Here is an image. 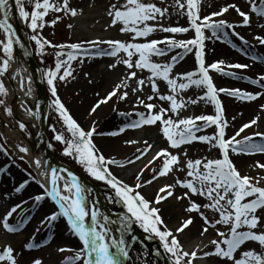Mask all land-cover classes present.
Here are the masks:
<instances>
[{
  "label": "snow or ice",
  "instance_id": "obj_1",
  "mask_svg": "<svg viewBox=\"0 0 264 264\" xmlns=\"http://www.w3.org/2000/svg\"><path fill=\"white\" fill-rule=\"evenodd\" d=\"M32 7L26 10L23 0H15V7L19 12V16L27 22V26L33 30L31 40L35 41L36 51L42 53L45 46H51L60 51L56 52L58 57L55 62V67L46 70L43 75L47 79L49 90L54 99L51 100V107L54 108L63 122L64 131H57L53 127L55 133L54 139L64 144L63 153L81 164L84 169L95 179L104 181L110 185L119 197L124 206L127 208L131 217H125L122 224L132 218L136 223H139L145 231L154 233L159 237L162 247L169 254L172 264H195L198 258V251L202 252L204 257L216 256L226 261V264H264V251H256L249 248L240 251L247 242H256L261 249H264V185L261 180L264 177H251L247 174H241L236 164L231 158V153H264V144H256L253 142V136L264 137V132H255L251 135L241 136V133L252 125L257 123L256 119H252L244 124L232 135L226 136L228 121L223 119L224 108L219 100L218 93H227L230 96L237 97L241 100H255L261 95L260 92L243 91L241 89H217L213 83L212 77L209 75V70L213 69L217 72L224 73L225 69L222 65L225 61L219 60L210 64L205 62V40L211 37H206L205 30H211L216 39L221 37L217 33L227 35L226 28L232 29L236 36H239L241 41L248 43L243 36L235 32V25L229 23L225 19H217L222 17L229 9H234L241 17L242 25H250L251 18L247 11L242 10L236 3L225 4L218 11H212L207 15H201L202 0H175V6L183 14L186 11L189 21L188 27L183 26H164L158 23H149L156 21L159 17L163 19L169 13L168 8L159 7L155 2H144V0H124L123 4H110L107 9V15L110 18L112 26L121 25L119 31L122 33L130 32L133 34V39L122 41L119 39H109L107 41H80L68 44H53L52 41L42 36L37 30L43 29L46 24L55 25L61 21L63 16L76 17L78 8L71 4V0H30ZM249 7L252 12L258 16L264 17V0H251ZM51 12L59 13L54 19L48 20L47 17ZM0 13L4 19H0V30H3L5 39L0 40V49L3 55L0 56V77H3L10 67L13 60V45L20 43V38L16 36L12 24L8 22L10 15L9 0H0ZM72 27L71 24L68 25ZM189 29L194 30V37L191 39H176L174 36H165L162 40L149 39L150 34L157 31L168 33H187ZM137 38H142L137 40ZM255 39L264 45V36H256ZM99 43L108 45V49L98 48ZM163 44L164 47L159 45ZM90 45L97 50L92 53L87 52V46ZM67 48L69 51L66 54V59L61 58L63 50ZM176 48H181L185 52H193L195 54L196 63L198 65L195 71H187L183 73H174V65L183 57L180 54L171 57L170 63H157L152 60V56H162L166 52ZM125 53L124 58L117 59V63H122L126 66L125 76L105 95L99 97L91 106L90 114L95 113L100 106L110 102L113 98L119 101H124L129 96L130 89L133 94L137 91H143L144 85H150L153 95H148L146 98L136 96V101L139 105H143L145 112L138 113V119L131 123L125 124L117 131L108 133V135L116 136L123 133L126 128H140L142 126H159V131L166 139L169 147L159 148L152 158L140 169L136 175V183L129 185L122 179H119L110 169V165L131 164L134 161H139L145 154L149 153L153 148L151 143L144 141V147L137 149L139 155L134 156L133 160H117L112 157H106L94 143L93 137L97 132L96 122L93 121V126L85 129L72 116L69 109L62 102L57 94L55 84L58 78L61 81L66 80L72 75L71 61L77 56L83 55H108L117 57L119 53ZM260 59V57H253ZM108 67L114 68L113 64ZM234 68H247L246 64L228 65ZM143 72L148 70L150 75L147 77L140 76L138 71ZM62 72V74H61ZM234 75L232 72L225 73ZM85 75H88L85 73ZM247 79V78H246ZM31 78L29 77V81ZM158 80L166 82L170 92L161 94ZM130 81H135L136 87H131ZM253 84L264 82V74H261L259 81L252 80ZM190 85L203 86L206 91L201 99H206L215 105L214 115H196L180 117L179 111L185 108L186 102L179 97V92L189 88ZM21 87H24V82L21 80ZM8 88L0 79V96L7 97ZM25 95H31L29 87ZM159 96L161 101H166L169 107L165 108L152 103L154 96ZM195 103V101H192ZM0 105H4V111L11 115L12 109L6 105L5 99H0ZM264 109V105H261ZM29 114L31 109H27ZM167 113L176 114V118ZM127 115V113H121ZM203 122L202 125L196 122ZM209 125H215L216 132L213 135H197L196 133L201 127L207 128ZM20 129H25L26 125L19 122ZM65 132L70 134L66 136ZM239 137V138H238ZM194 141L206 142L212 147L219 150V157L197 159L186 158L181 161L180 150L181 146L191 144ZM127 144H134L136 141L127 140ZM51 146V145H50ZM3 146L0 145V148ZM20 152L27 153L28 148L17 145ZM173 149L176 151H170ZM187 157V152L183 153ZM24 157H21L23 159ZM157 159L162 163L158 170L153 168V175L149 180H143V172L152 165ZM36 166L40 167L41 161H35ZM47 163V162H45ZM252 167L264 170V163L256 161ZM2 171V169H0ZM64 171H67L66 169ZM175 171H183L184 178L177 177L174 183H165L158 188L155 193L154 200L146 198L139 189L143 185L151 184L159 177H165ZM41 175H50V187L43 185L46 191L35 197L36 201H40L44 196L50 197L58 206V211H54L45 220L49 223L55 221L59 216L67 219V224L72 232L82 242V248L76 250L73 257H66L61 264H74L75 261H82V264H123L122 257L128 255L125 241L120 239H111L106 241V235L109 229L98 218L99 210L91 209L90 224L86 222V217L89 216V209L86 207V189L77 181L71 172H68V177H72L71 182L67 180L62 187L59 181L64 179L56 168H51L50 174L41 171ZM35 179V177H33ZM143 181V183H141ZM28 183L25 180L16 189V192L21 191ZM39 183V181H38ZM180 186L186 191L180 195L175 194L176 187ZM176 200L187 199L188 204L185 208L187 213H198L202 220L200 228V236H204L210 229H214L219 239H211L209 244L212 245L211 251H204L200 245L187 250L182 243L180 236L184 234L193 224L195 218L192 215L182 217L174 229L169 228L161 215L159 205L167 199L174 197ZM193 196L203 197L207 202H197ZM19 205L14 206L2 218V226L8 232H16L17 226L9 223V217L13 215ZM206 210H212L218 218H210L205 214ZM104 221H108L109 217L103 216ZM44 223V221H42ZM224 226L226 230H221ZM99 226V227H98ZM163 226V227H161ZM23 227V223L19 224ZM261 229L257 231V229ZM26 249L39 247L31 241L25 243ZM204 247H208L205 245ZM115 249V250H112ZM61 248L59 251H65ZM239 253V257H237ZM18 254L15 249L6 244L0 249V264H18ZM30 264H43L40 258H34Z\"/></svg>",
  "mask_w": 264,
  "mask_h": 264
},
{
  "label": "rangeland",
  "instance_id": "obj_2",
  "mask_svg": "<svg viewBox=\"0 0 264 264\" xmlns=\"http://www.w3.org/2000/svg\"><path fill=\"white\" fill-rule=\"evenodd\" d=\"M76 1L78 0H71V4L78 8V15L76 17L71 16H63L62 20L57 22L55 25L46 24V26L43 29L37 30L42 36L46 37L48 40L52 41L53 44H68V43H76L80 42L78 41L81 36L85 35L88 38L92 37L90 40L97 41L96 39H99L101 41H107L109 39H119L122 41H129L133 39V34L130 32L122 33L119 31V28L121 25L112 26L110 24V18L107 15V9L110 4H123L124 0H79V4L76 5ZM26 10H30L32 7V3L30 0H23ZM144 2H155L159 7L162 8H168L169 13L164 16L163 19L157 18L156 21H149V23H158L163 24L164 26H183L188 27L189 21L187 19L186 11L181 14V11L175 6V0H144ZM251 0H202V7H201V15H207L212 11H218L220 7L224 6L225 4L229 3H236L238 6L242 8V10L249 12L250 18H251V24L250 25H242L240 23L241 17L235 12L234 9H229L227 13H225L222 17H218L217 19H225L229 23H232L235 25V32H238L240 36H242L241 28L246 29L247 33L253 34L254 39L256 36H264V17L258 16L256 13L252 12L249 4ZM259 2V0H257ZM56 15H59V13L51 12L47 19L51 20L54 19ZM26 28L29 34V41L32 47L33 54L35 55L36 59L38 60L43 73L50 69L55 67V62L57 60L56 52L60 51V49L53 48L51 46H45V50L42 53H38L36 51V44L35 41L31 40V36L34 34L33 30L30 29L27 26ZM76 23V24H75ZM71 24L72 27L69 28L68 25ZM78 26V29L81 28L84 33L83 35L78 32V29L76 28ZM225 31L227 32V35H223V33H217L221 38L216 39L215 36H213L211 30H205L206 37H211L210 39L205 40V62L206 64L213 63L215 61H219V53H223L225 58L230 59L229 61L233 59H241L243 62L250 61L254 64H259L258 69L260 70L261 66L264 62L261 60V57H264V53H261L259 49L255 52L251 51L252 47V41L249 40L247 44L244 43V41H241L239 39V36H236L232 29L226 28ZM195 33L194 30L189 29L187 33H168L163 31H157L153 34H150L149 39H159L165 36H174L176 39H191L194 37ZM142 38H137V40H140ZM247 39V38H246ZM256 40V39H255ZM248 41V40H247ZM256 43H259L257 40ZM104 44V43H102ZM250 44V46H249ZM105 46V45H104ZM164 47V45L160 46ZM99 48V47H98ZM105 48H108V45L105 46ZM181 48H176L171 51H169L168 54L165 56H152V60L157 63H167V60L171 58L174 55H177L178 53H182L183 51H180ZM214 49L218 50L219 52H216ZM97 49L93 48L92 52H95ZM69 51V49L65 48L63 50L64 55L61 57L63 59H66V54ZM89 51V49L87 50ZM214 51V52H213ZM255 51V50H254ZM258 52V54H257ZM14 56V54H13ZM92 55H79L77 58L73 61H71V69H72V75L68 77L66 80L61 81L58 78L55 81L56 87H57V94L60 96L62 102L65 104V106L69 109L72 116L77 120L78 123L81 124L82 127H84L86 130L91 128L93 126V122H88V116L84 115V117L81 119V117L76 115V112L84 113L89 111L91 109V104L96 99L95 96H91L90 98V92L92 89V85L90 86L89 83L95 82L98 78L99 74L106 72L108 74L114 72L113 76V83L110 85H116L119 83V81L125 76L126 73V66L122 63H117V59L124 58L126 56L125 53L121 52L117 57H111V59H104L105 56H94L95 57V66L91 69L89 66V58ZM109 57V56H108ZM253 57H260V59H253ZM14 58V57H13ZM93 58V57H92ZM113 64L114 68H109L108 65ZM257 64V65H258ZM226 66V65H225ZM224 67L225 70H230L231 68ZM12 67V62L10 63L9 69ZM197 68L198 65L196 63L195 54L194 51L190 52V59L188 61L182 60L180 63H178L174 67V73H181L185 70H191L192 68ZM195 68V69H196ZM227 68V69H226ZM103 70L102 72H100ZM138 74L140 76L147 77L150 75L148 70H144L143 72H140V70H137ZM87 73L88 75H85ZM62 74V72H61ZM219 74H225L221 72H217L216 70L210 69L209 75L212 77L213 83L215 84L216 88H225L222 84L217 83L215 81L216 76ZM0 79L3 80L5 86L8 88L9 85L5 81L4 76L0 77ZM45 90L48 95L50 105L51 100L54 99L51 95V92L49 90V85L47 84V79L43 75ZM160 87V93L165 94L170 92V90L166 86V82L163 80L157 81ZM131 87H136L135 81L129 82ZM109 85V86H110ZM104 86L102 89H97L95 93L102 94L104 91L109 87ZM230 89H236V88H230ZM128 91L130 89H127ZM131 91V90H130ZM206 91V88L203 86H196V85H190L189 88L184 89L179 92V97L183 98L186 102V107L181 109L179 111L180 117H186V116H196V115H214L215 114V105L212 104L210 101L206 102V99H201V95L204 94ZM247 91V90H244ZM250 92H256L255 90H248ZM139 95L141 98H146L148 95H153L150 85L145 84L143 87V91H137V93L133 94L129 98L128 106L130 107V110L133 112L132 114L127 112V115H122V111L119 112L120 114H115V119L111 121L109 124L104 126L102 130L97 129L96 134L93 137L94 143H96L97 147L100 148L101 152L106 157H112L117 160H133L134 156L139 155L137 152V149L143 148L144 141H147L148 143H151L153 145V148L150 150L149 153L145 154L144 157H142L139 161H134L131 164H124L123 166L120 165H110V169L113 172L114 175H116L119 179H121V175L118 174L119 171L126 169L127 167H132V173L138 174L140 172V169L144 167L145 164L148 163V161L152 158V155L155 154V152L161 148V147H169L167 144L166 139L162 136V134L159 131V126H142L140 128H126L125 130L128 131H135L138 134H135L133 138L136 143H134V150L130 153L129 156L123 157V158H117V155L113 153L114 150H105L104 148H101L100 143L98 142V139L101 138L104 135H108V133L117 131L120 127H122L125 124L131 123L132 121L137 120L138 113L139 112H145L146 109L143 105H139L136 101V96ZM219 100L221 101V104L223 105L224 112H223V119L228 121V127L226 129V136H232L240 127L242 124L252 120L256 119L257 123L255 125H252L250 128L246 129L244 133H241V136L244 135H251L255 132H262L264 130V112L260 111V113H249L247 115H241V103L243 100L230 96L227 93H218ZM0 99H5L7 101V97L0 96ZM260 98L257 97L254 101L255 103L260 102ZM157 101V109L160 106L162 107H169L168 102L161 101L159 99V96H154L152 103H156ZM192 101H195V103H192ZM245 102V101H244ZM6 105L8 106L7 102ZM19 106V104H18ZM4 105H0V126L4 124H16L17 121L14 119L12 113L9 115L4 111ZM9 107V106H8ZM109 108V106H108ZM108 108H106L108 110ZM75 109H77L75 111ZM166 115H171L173 118H176V114L174 113H167ZM50 123H51V131H52V141L57 149V155L60 159L63 161H66L68 163H71L73 166H75L79 171H81L88 179H91L93 182L98 184L102 191L104 192V195L112 199V196L116 200V204H120L122 206V210H118V207H113V210H115L116 214V221L120 227L121 235L123 238H126L127 240L132 241L135 237L137 240V243L134 245V248L128 253V255L124 258H126L125 262L123 264H132V260L136 258V262L138 261V264H163L162 258L159 256L158 252L163 251V247L161 244V241L159 240V237L155 236L154 233L145 231L144 228L140 226L139 223H136L134 218L130 219L129 221H126L122 224V221H124L125 217H131V214L128 213L127 208L124 206L122 200L116 196L115 190L108 185L104 181H100L92 177L85 169L84 167L79 164L74 157L67 156L63 153V147L64 144H62L59 141H56L54 139L55 133L53 132V127L57 131H64L63 122L59 119L58 114L54 110L53 107L50 108ZM96 122V121H95ZM6 123V124H5ZM197 124H200V121L196 122ZM18 124V123H17ZM19 125V124H18ZM2 126V128L4 127ZM96 126V124H95ZM216 132L215 125H211L208 128H206L203 131H199V133H196L197 135H213ZM102 133V134H99ZM66 136H70V134L65 132ZM260 137V136H258ZM258 137H252L253 142L256 144H264V139L259 140ZM239 138V137H238ZM0 145L3 147L0 148V249L3 248L4 245L10 244L14 249L15 252L18 254L17 260L18 264H28L30 260L33 258H40L39 255H33L30 252L27 253V251L23 250L25 247V243L29 242L28 238L25 239L26 228L30 224L32 225V229H41L43 226L47 223L45 220L46 217L50 216L52 212L56 209V206L48 199L43 198L40 200L35 207H32L31 210L25 211L24 209L18 213H15L16 215L9 219V223L11 224H17V223H23L24 229H22L20 232H8L5 230L2 226V217L4 212L11 206L14 205L23 199H29V200H35V197L37 195H40L41 189L38 187L37 184V175L32 170V164L26 159L27 153L20 152L17 145L24 146L23 142H19L14 138L7 137L3 134V132L0 131ZM170 151H176L173 149H169ZM187 152V157L183 155L184 152ZM181 155V161L183 162L186 158L191 159H197L201 157L206 158H217L219 157V150L216 147L210 146L206 142H200V141H194L191 144H185L181 146L180 153ZM263 153L257 152L256 154H243V153H231V158L233 159L234 163L236 164L238 170L241 172V174H247L250 175L253 178H256L258 175L261 177H264V170H261L259 168L252 167V165L255 164L256 161H260L264 163V160L259 159H253L249 160L248 157H253L255 155H260ZM8 155L12 156L14 159L12 161V164H9L8 169H4L2 166L8 163L7 157ZM21 157H24L21 159ZM28 161H26V160ZM240 160V161H239ZM162 161L157 159L153 162L152 165H149L147 169H145L143 180H149L151 179L153 175V168H156L158 170L159 166L161 165ZM18 164L21 166V168L18 166ZM7 170L14 171V174L7 172ZM126 171V170H125ZM128 172V170H127ZM26 174L30 175L32 178L35 177V179H32L29 183V185L22 190L20 194H16L13 192L11 187H14L15 184L20 181L22 178L27 177ZM8 175L12 176L11 178H8ZM179 177L181 179L184 178V172L183 171H175L168 176L165 177H159L155 181H153L151 184L143 185L139 191L145 196L144 190L145 188L154 186L153 189H155V192L153 193L152 198H154L156 191L160 186H162L165 183H174L175 179ZM128 179V178H127ZM98 181V182H97ZM100 182V183H99ZM125 183L129 185L135 184L134 181H124ZM143 183V181H141ZM261 184L264 185V179L261 180ZM151 188V187H150ZM186 191V189L177 186L175 193L176 195H180L182 192ZM117 197V198H116ZM146 197V196H145ZM150 199V198H149ZM193 199L197 200V202H204L207 201L203 197L193 196ZM154 200V199H150ZM171 200H176L175 196L171 197ZM180 207H183L185 209L187 207L188 201L185 200H179L176 201ZM159 207V205H155ZM205 214L208 215L210 218H218L217 214L213 212L212 210H206ZM123 213H122V212ZM25 213V214H24ZM186 212H183L182 214L175 216V222L167 220L163 216V212L161 211L162 218L165 221V224L171 228L174 229V226H177L179 221L182 217H185ZM198 215V213H196ZM263 214V213H260ZM199 219V224L202 226V220L197 216ZM44 221V223H42ZM60 223V217H58L53 223V227H56L58 229V237L62 243H60L57 246L56 252L59 251V249L64 248L65 251H59L60 254L66 255L65 257H73L76 254V250L81 248V245L78 244L76 241V238L71 235V233L64 235V231L62 227H59ZM163 227V226H161ZM221 227V230H226L224 226ZM264 227V226H262ZM261 229H257L259 231ZM138 233L143 234H150L154 237L151 238V240H158L157 245L153 244V240L148 241L147 239L141 240V236ZM143 239V238H142ZM181 239V236H180ZM198 231L196 235H194L191 238H183L181 239L182 243L185 245V248L188 249L187 245L191 243V248H194L195 245L198 243L200 247L204 251H211L212 245L209 244V241L211 239H219V237L216 235L215 230L213 229V232L209 236H203L201 239H199ZM32 240V239H31ZM186 240H188L186 242ZM200 241V242H199ZM35 242V240L31 241ZM189 242V243H188ZM156 243V242H155ZM207 245L208 247H204ZM46 243H43L39 247H36L32 249V251H38L40 249L46 248ZM151 246V247H148ZM249 248L255 249L256 251H264V249H261L258 243L256 242H247L240 251L247 250ZM202 254H200L201 256ZM203 256V255H202ZM204 257V256H203ZM237 257H239V253H237ZM42 259V258H41ZM47 264H54L53 261L49 260L48 258H44ZM201 259V258H200ZM198 258L195 261V264H198ZM205 261V260H203ZM225 261V260H224ZM226 263V261H225ZM74 264H81L80 261H76ZM170 264V263H167ZM172 264V263H171Z\"/></svg>",
  "mask_w": 264,
  "mask_h": 264
},
{
  "label": "bare ground",
  "instance_id": "obj_3",
  "mask_svg": "<svg viewBox=\"0 0 264 264\" xmlns=\"http://www.w3.org/2000/svg\"><path fill=\"white\" fill-rule=\"evenodd\" d=\"M81 2H82V0H81ZM75 3H76V5H78L79 0L76 1ZM0 14H2V13H0ZM14 16L15 17L13 18V23H14L17 31L19 30L24 41L27 43V45L31 49V45L29 42V36L27 34L25 20L19 16V12L17 9L15 11ZM76 28L78 29V26ZM78 32L81 33L82 35L84 33V31L81 28L78 29ZM241 32H242V34H243L242 36L244 38H247V40L250 39L253 42L251 50L256 51L257 49H259V51L261 53H264V45L261 46L260 44L256 43L255 42L256 40L253 38L254 37L253 34L247 33L246 29H244V28H241ZM91 38L92 37L88 38L87 36L83 35V36H81V38L78 41L87 42V41H90ZM99 40L100 39H98L97 41H99ZM88 46H90V45H88ZM98 46H102V44L99 43ZM214 50L216 52H219L216 49H214ZM0 54H2V49H0ZM92 57L93 56H90L89 61H88L89 64H91L89 66L91 69L96 64L95 63V57H93V58ZM220 57H224L222 52L219 53L218 59L225 61L224 65H235V64H246V65H248L247 68H235V70L233 71L234 75L219 74L218 76H216L215 81L217 83L222 84L225 88L230 87V88H238L241 90H252L254 88L251 85L250 78L253 76L260 78L261 74H264V68L259 70L257 66H255L252 63H249L248 61L243 62V60H241V59H233V60L229 61L230 59H227V57H225V58H220ZM104 59L108 60L111 58L104 57ZM11 62H12L11 69H8V71L5 73L6 74L5 81L9 85L6 102H7L8 106L12 109L13 116H15V118L19 122H23L26 125V127H25L26 131L24 129L23 130L20 129V127L18 125H12L11 123L10 124L5 123L6 125H5V128L3 130L4 134L6 136L12 137L18 141H22L24 146L28 148V156H30V159L33 162V166L35 168V171L38 174V177L40 180L39 187L41 188V190H43L44 192L46 191V189L44 187H42V184L48 185L50 187V183H49L50 175H41V171L43 170V171L50 174L51 168H56L60 172V175L64 178V179L59 181V184L62 187L65 180H67L69 183L71 182L72 177H68V175H67V173L70 171L68 169L64 168L63 166L54 163L44 153L42 146H40V144L38 142V138L36 136L35 124H34V119H33V112H34L35 108L38 107L40 104V96H39L38 90L36 89V84H35V80H34L32 70H31L29 64L27 63V61H25L23 56L20 54V52H18V50L15 51L14 59ZM102 71L103 70H101L100 72H102ZM113 76H114V72H112V73L108 72V74L106 72H104V74L100 73L95 82L91 81L89 83L90 86L91 85L93 86L89 96H90V98H92L91 96H95V98H96L94 100V102L91 104V106L96 102V100L99 97L105 95L108 91H110L112 89V87H114L113 85H110L113 83V80H112ZM29 77L31 78L30 81H29ZM21 80H23V82H24L23 88L21 87ZM104 86H109L104 91V93H102L100 95L98 94L100 91H98V93H95L97 91V89H102ZM29 87L31 88V95H25V92L27 91V89ZM257 92L261 93V95L259 96V98L261 99L260 102L259 103H255L256 101H252L250 103L242 102L241 108H240V110L242 111L241 115H247L249 113H260V111L264 112V109L261 108V105H264V90L261 88V89H258ZM131 96H133V93L129 90V96L124 101H119L118 99L113 98L110 102L105 103L102 106H100L95 113L90 114L88 111V113L85 112V114H84V113H79L77 111L76 115L79 117L82 116L81 117V119H82L84 117V115L89 114L87 121L91 122V123L93 121H96L97 129L102 130V128L104 126H106L107 124H109L111 121H113L115 119V114L119 115L120 114L119 112H121V111H122V113H127L126 111H129L128 112L129 114L133 113L130 110V107L128 106V101H129V98ZM132 100H134V96H133ZM18 104H19V106H18ZM108 106H109V108H108ZM106 108H108V110ZM27 109H31L32 114H29ZM76 110L77 109H75V111ZM263 131L264 130H262V132ZM99 134H102V133H99ZM135 134H138V133H136L135 131L125 130L123 133H119L116 136L104 135L98 139V142L100 143L101 148H104L105 150H109V151L112 149V150H114L113 153L115 152L114 154L117 155V158H123V157L129 156L130 153L134 150V148H135L134 145L133 144H127V143H125V141L133 140L132 137H134ZM254 137L257 138L258 136H254ZM258 139L263 140L264 137H258ZM248 158H249V160H253V159L264 160V154L255 155L253 157H248ZM37 159H39L41 161L40 167L36 166L35 161ZM45 162H47V163H45ZM65 169L67 171H64ZM127 170H128V172H127ZM132 170H133L132 167H127L126 169L119 171L118 174L121 175V179L123 181H127V182L134 181L136 183L137 182L136 181V175L137 174H135L134 172L132 173L131 172ZM144 172L142 175H144ZM73 176L86 189V207L89 209V216L86 217V222H88L90 224L91 209H93V208L98 209L99 214H100L98 216V218L101 220L102 223L105 224L106 228L109 229V232L106 235V241L110 242L111 239H117V240L120 239L122 237L120 227L116 223L115 216L113 215V213L105 205L106 203H104L102 196H101V193L95 191L91 184L86 182L83 178H81L77 174H73ZM152 186H154V185L152 184ZM152 186H149V187L143 189L144 194H145L146 198H148V199L149 198L154 199L151 197V196H153V193L155 192V189H153ZM176 201L179 202V200H173L172 201L171 198H169L165 202H162L161 204H159V207L161 208V210L163 212V216L169 221H173L175 219V216H178V215L182 214L183 212H186L185 209H183V207H180ZM188 215H192L195 218V223L184 234L181 235V239L186 238V237L191 238L194 235H196L197 231L200 232L201 225L199 224V219L197 217V214H191V213L186 212L185 217H187ZM103 216L109 217V220L104 221ZM61 218L62 219L59 223V227L62 226L63 221H64L63 226L65 228H66V226L70 227L67 224V219L65 217H62V216H61ZM173 222H175V220ZM175 227L176 226H174V228ZM27 229H29V231L32 230L29 226H27ZM57 230L58 229L55 227H52V226L46 227L45 226V229L42 232H40L39 230H37L35 232H29V235L40 238V241L46 240L47 246L45 249H40L38 251H32V249H26V248H24L23 250L27 251V253L32 252L31 254L34 253L33 255H39V257H41V258H48L49 260H51V262L53 261L54 264H61V262L64 261L65 258H64V256H62L60 254L59 251L58 252L55 251L57 249V246L60 244V242L57 243V236H56ZM211 232H213V229H210L209 232L206 233L204 236H209L211 234ZM29 235H27V237ZM198 235H199V233H198ZM123 239L125 241V246H126L127 251H128L129 246H130V240H127L126 238H123ZM200 239H201V237H200ZM35 240H36V242H39L38 239H35ZM187 241L188 240H186V242ZM187 246L190 247L189 250L193 249V248H191L192 247L191 243H189ZM112 250H115V249H112ZM198 253H202V252L198 251ZM122 260H124V257H122ZM197 262H198V264H205V263L206 264H226L223 259L216 257V256H209V257L205 258V261L199 260Z\"/></svg>",
  "mask_w": 264,
  "mask_h": 264
},
{
  "label": "water",
  "instance_id": "obj_4",
  "mask_svg": "<svg viewBox=\"0 0 264 264\" xmlns=\"http://www.w3.org/2000/svg\"><path fill=\"white\" fill-rule=\"evenodd\" d=\"M14 10H15V0H11V11H14ZM0 19H4V17H0ZM8 22L11 24L10 15L8 17ZM15 33H16V36H18L20 38V43L19 44L14 43V45H16L19 48V50L21 51V53L23 54L25 59L29 62L30 66L33 68L34 73H35L36 78H37L39 92H40L41 98H42V106L40 108H38L35 112L38 137H39V140H40L41 145L43 146L45 152L49 156L54 158L52 156L49 148H48V143H47V139H46V135H45V120H46V115H47L48 102H47V99H46L45 94H44L43 89H42L40 71H39V68H38L37 64L35 63L33 57L31 56L30 52L28 51L24 42L22 41L21 36L16 31H15Z\"/></svg>",
  "mask_w": 264,
  "mask_h": 264
}]
</instances>
